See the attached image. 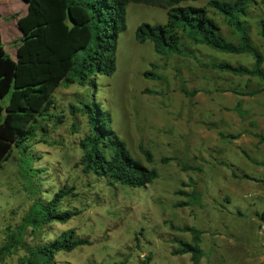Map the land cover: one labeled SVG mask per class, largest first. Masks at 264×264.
I'll return each instance as SVG.
<instances>
[{"label":"rangeland","instance_id":"1","mask_svg":"<svg viewBox=\"0 0 264 264\" xmlns=\"http://www.w3.org/2000/svg\"><path fill=\"white\" fill-rule=\"evenodd\" d=\"M207 1L182 4L207 7ZM207 10L222 33L237 41L222 17ZM253 10L252 30L264 17L260 4ZM26 11L24 0H0L2 44L12 58L22 35L17 21ZM166 20L164 8L130 1L126 29L117 39L116 70L54 91L51 116L40 119L19 165L14 151L0 168V244L6 228L16 225L36 198L47 200L66 186L73 193L60 209L80 213L45 226L40 237L47 241L72 230L90 244L57 252L53 264H139L147 254L150 264H260L264 238L257 213L264 209V183L252 177H264V166L254 162H264V143L251 132L264 135V88L253 95L234 90L251 91L263 83L216 66H251L248 54L185 41L181 53L162 55L151 41L136 40L140 23ZM92 101L109 113L111 128L130 153L156 169L153 181L130 187L82 172L79 140L90 126L79 108ZM180 241L197 243L203 251L198 263L191 253L175 252ZM23 255L19 249L0 264H20Z\"/></svg>","mask_w":264,"mask_h":264},{"label":"trees","instance_id":"2","mask_svg":"<svg viewBox=\"0 0 264 264\" xmlns=\"http://www.w3.org/2000/svg\"><path fill=\"white\" fill-rule=\"evenodd\" d=\"M24 1L27 11L17 21L22 35L16 58L6 53L0 32V168L14 156V151L19 165L28 150L25 142L36 136L40 119L51 116L53 93L59 86L84 84L96 74L111 75L116 70L117 39L126 29V8L130 1L162 7L167 14L165 23H140L135 30L138 42L151 41L154 50L162 55L181 53L185 41L226 53L248 54L253 59L251 66L227 62L216 66L236 74L256 76L263 83L251 91L234 90L238 95H253L264 88V17L252 30L249 17L253 0L207 1V7L237 34L235 42L222 33L215 17L208 15L207 7L182 4L187 0ZM259 1L264 9V0ZM240 104L237 101L236 111ZM79 109L86 114L90 126L89 132L79 140L82 154L78 165L83 173L105 178L109 184L130 187L146 185L157 177L155 168L147 167L130 153L111 128L109 113L96 101L83 102ZM251 133L264 142V135ZM219 135L226 137L222 132ZM146 154L150 159V154ZM259 164L264 166V162ZM252 179L264 183V177ZM71 193L73 188L63 186L47 200L36 198L21 220L6 228L0 259L22 249L20 264H53L57 252L90 244L87 238H77L72 230L47 241L40 237L45 226L66 222L80 213L60 209L62 199ZM257 216L264 219V209ZM175 252L191 253L194 263L203 255L197 243L185 241H180ZM150 260L151 255L147 254L139 264H150Z\"/></svg>","mask_w":264,"mask_h":264},{"label":"built area","instance_id":"3","mask_svg":"<svg viewBox=\"0 0 264 264\" xmlns=\"http://www.w3.org/2000/svg\"><path fill=\"white\" fill-rule=\"evenodd\" d=\"M258 234L259 236L264 238V219L258 220ZM259 261H260V264H264V243L261 248Z\"/></svg>","mask_w":264,"mask_h":264},{"label":"crops","instance_id":"4","mask_svg":"<svg viewBox=\"0 0 264 264\" xmlns=\"http://www.w3.org/2000/svg\"><path fill=\"white\" fill-rule=\"evenodd\" d=\"M254 2L250 5V11H254L253 10V7L254 6H257L258 4H260V1L259 0H253ZM260 7H261V4H260ZM252 134V133H251ZM254 134H252V136H253ZM253 137H257V136H253ZM253 137H252V142H254V144L256 143V141H254V139H253ZM259 141V139L257 138V142ZM260 142V141H259ZM262 143H264V142H260L259 144L261 145ZM257 165H259V166H261L259 163L261 162V161H254ZM256 168V167H255ZM257 169V168H256ZM259 169H260V167H259ZM257 217V216H256Z\"/></svg>","mask_w":264,"mask_h":264},{"label":"water","instance_id":"5","mask_svg":"<svg viewBox=\"0 0 264 264\" xmlns=\"http://www.w3.org/2000/svg\"><path fill=\"white\" fill-rule=\"evenodd\" d=\"M26 2V1H25Z\"/></svg>","mask_w":264,"mask_h":264}]
</instances>
